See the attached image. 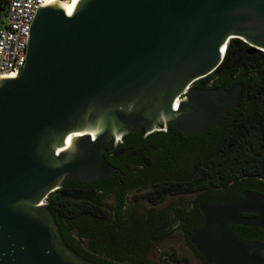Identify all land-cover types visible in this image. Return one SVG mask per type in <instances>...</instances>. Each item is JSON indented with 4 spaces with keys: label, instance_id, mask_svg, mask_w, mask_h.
<instances>
[{
    "label": "water",
    "instance_id": "1",
    "mask_svg": "<svg viewBox=\"0 0 264 264\" xmlns=\"http://www.w3.org/2000/svg\"><path fill=\"white\" fill-rule=\"evenodd\" d=\"M59 3L36 14L18 75L0 78V264H99L66 242L50 194L69 180L123 176L105 154L127 134L218 126L243 84L196 82L219 68L232 38L264 52V0ZM201 210L189 237L209 264H264V193ZM237 225L263 235L246 240Z\"/></svg>",
    "mask_w": 264,
    "mask_h": 264
},
{
    "label": "trees",
    "instance_id": "2",
    "mask_svg": "<svg viewBox=\"0 0 264 264\" xmlns=\"http://www.w3.org/2000/svg\"><path fill=\"white\" fill-rule=\"evenodd\" d=\"M236 83L243 84L241 107L231 111L229 119L241 122L242 139L239 143L237 139L232 140V143L245 145V148L212 152L208 166L197 167L202 153L190 150L192 142H187L175 127L169 126L166 130L152 133H130L120 141L112 142L105 154L112 165L124 172L123 176H115L116 183L126 182L128 186H137L145 183L150 176L180 177L182 175L177 172L183 166L184 155L190 165L189 171H193V176L199 179L194 182L193 191H203L205 186L209 187L213 202L238 199L246 190L264 193V166L254 164L256 156L263 153L251 150L254 134L264 133V52L254 51L240 38L230 40L219 68L198 80L195 85L203 89L231 88ZM258 106L260 116L256 119L252 114L257 112ZM254 120L259 123L258 130L252 126ZM203 178L208 179V182L204 183ZM94 201L93 183L69 180L50 194L48 205L56 216L66 242L79 254L99 264H127L105 262L95 253L97 209ZM107 225L108 222H100L101 230L103 227L102 244L110 243ZM254 230V240H257L263 232L256 227Z\"/></svg>",
    "mask_w": 264,
    "mask_h": 264
},
{
    "label": "flooded vegetation",
    "instance_id": "3",
    "mask_svg": "<svg viewBox=\"0 0 264 264\" xmlns=\"http://www.w3.org/2000/svg\"><path fill=\"white\" fill-rule=\"evenodd\" d=\"M240 107L241 101L237 108ZM258 109L259 106L257 112L252 114L256 119L260 116ZM230 116L203 134L183 135L187 142H192L190 150L202 153L197 167L208 166L212 152L245 148V145L238 144L242 139V124L239 120L232 121ZM252 126L258 130L257 120L253 121ZM235 139L237 144L232 143ZM253 143L251 150L263 153L256 156L254 164L264 166V133H255ZM186 160L183 155V166L177 172L182 175L180 177L150 176L145 183L137 186H128L126 182L118 184L115 177L93 183L97 209L94 251L98 257L105 262L127 264H186L197 256L203 264H209L196 250L189 235L204 223L201 203L212 200L207 186L203 191H193L192 186L199 179L193 176V171H189L190 165ZM203 182L207 183L208 179L203 178ZM101 221L108 222V244L100 241L103 230ZM236 227L244 239H255V227Z\"/></svg>",
    "mask_w": 264,
    "mask_h": 264
},
{
    "label": "built area",
    "instance_id": "4",
    "mask_svg": "<svg viewBox=\"0 0 264 264\" xmlns=\"http://www.w3.org/2000/svg\"><path fill=\"white\" fill-rule=\"evenodd\" d=\"M59 1L69 0H0V78L17 76L25 66L36 14L41 7Z\"/></svg>",
    "mask_w": 264,
    "mask_h": 264
},
{
    "label": "bare ground",
    "instance_id": "5",
    "mask_svg": "<svg viewBox=\"0 0 264 264\" xmlns=\"http://www.w3.org/2000/svg\"><path fill=\"white\" fill-rule=\"evenodd\" d=\"M79 1L80 0L61 1L59 3V5H61L62 7H65V6L69 5V4L72 5V6H77V4H78ZM53 3H55V2H52L50 4H53Z\"/></svg>",
    "mask_w": 264,
    "mask_h": 264
},
{
    "label": "rangeland",
    "instance_id": "6",
    "mask_svg": "<svg viewBox=\"0 0 264 264\" xmlns=\"http://www.w3.org/2000/svg\"><path fill=\"white\" fill-rule=\"evenodd\" d=\"M186 264H203L202 262H201V260H199V258H197V256H194V258L193 259H191L188 263H186Z\"/></svg>",
    "mask_w": 264,
    "mask_h": 264
}]
</instances>
